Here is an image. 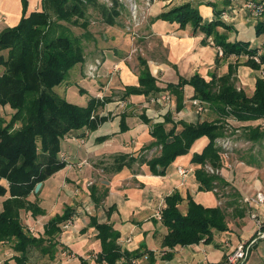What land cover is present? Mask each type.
<instances>
[{
  "label": "crops",
  "instance_id": "obj_1",
  "mask_svg": "<svg viewBox=\"0 0 264 264\" xmlns=\"http://www.w3.org/2000/svg\"><path fill=\"white\" fill-rule=\"evenodd\" d=\"M243 1L238 0L237 3ZM254 1L264 3V0ZM186 3L198 10L203 25L216 20L223 22L224 26L217 27L214 33L224 37L226 42L243 41L250 44L245 38L250 35L251 29L256 33V25L261 22L244 9L234 11L230 0H158L147 12L140 30L144 56L123 61L131 48V42L124 32L115 30L113 25H109L108 33L102 35L101 43L94 42V51L85 54L84 63L70 72L63 89L66 93L67 85L71 81L76 82L80 93L86 94L87 103L100 95L105 101L95 115L101 121L95 129H82L61 141L59 158L63 157L61 159L66 165L41 184L39 189L38 205L44 214L32 217L30 213L20 212L21 222L25 215L44 221L40 232L43 237L44 227L53 216L62 214L66 208L74 210L73 218L65 221L60 234L54 237L55 247L60 245L63 248L60 253L62 258L57 264H97L94 259L85 262L79 259L97 255L101 251L98 231L93 223L108 225L117 234L116 244L120 249L136 256L133 258L135 263L121 260L118 264H213L228 254L230 248L226 247L231 244L235 248L239 244L238 239L234 240L224 232L214 233L210 245L200 243L172 251L162 247L167 229L161 221L156 220L154 214L165 206L167 196L174 193L181 196L183 201L178 208L182 214L186 213L188 196L205 208H229L230 199L221 198L213 190H198L199 183L194 172L200 166L192 163L191 158L202 151L208 142L207 138L202 137L204 142H198L202 138L196 140L186 155L177 157L166 168L164 175L152 174L145 161H140L159 154L160 148L153 146L154 140L150 133L152 126L162 122L165 115H170L176 124V133L181 130V125L177 124L180 121L197 124L213 120L209 117L203 119V113L209 110L204 102L200 101L203 111L196 113L191 103L196 100L192 99L193 89L182 85V80H189L195 74L206 82L212 78L229 76L234 86L235 76L238 81L234 87L237 89V84L245 86L246 81L252 79V95L255 79L262 78L259 75V72L263 74L262 67L260 70L251 69L246 64L245 56L219 57L212 44L213 36L205 39L204 33L191 24L180 28L176 23L159 19L162 13ZM22 9V0H0V31L15 27L22 17ZM40 10V0H28L27 12ZM216 12H220V15ZM223 13L227 15L226 21L221 20ZM249 48L259 49V52L264 50V35L261 40L255 38ZM92 56L101 59L96 77L92 80L94 82L89 81L91 79L86 76L85 69ZM240 58L246 60L244 65L236 69L235 65L241 63ZM119 63L120 71L114 74L112 67ZM145 67L161 89L154 97L167 94V103L149 102L153 97L150 95L128 94L124 97L127 88L138 87L140 71ZM167 85L177 86L179 93L166 91ZM176 115H180L178 121L173 120ZM237 123L248 125L253 122ZM164 128L168 132L172 125L166 124ZM177 167L190 168L193 172L182 178L177 175ZM220 177L228 179L223 168ZM256 192L245 195L253 196ZM3 200L0 197V211ZM29 200L34 201L35 197L31 195ZM86 209L91 214L86 213ZM253 209L256 207H251ZM245 219L246 216H243L232 224L229 228L232 236H237L238 231L243 233L242 229L252 231L253 226L244 227ZM69 220L72 222L70 225ZM258 245L256 251L259 253L263 250V243ZM164 252L170 253V256L165 257Z\"/></svg>",
  "mask_w": 264,
  "mask_h": 264
},
{
  "label": "trees",
  "instance_id": "obj_2",
  "mask_svg": "<svg viewBox=\"0 0 264 264\" xmlns=\"http://www.w3.org/2000/svg\"><path fill=\"white\" fill-rule=\"evenodd\" d=\"M40 5V11L27 12L28 0H22L19 23L0 31V110L5 109L8 113V120L0 115V197L4 199L0 211V243L11 242L13 251L20 254L12 257L14 264H29L27 252L31 248L39 249L43 255L50 254L42 245L53 242L61 232V225L74 215V210L66 208L62 214L53 216L44 227L43 237L30 235L20 218L21 211L32 217L44 214L38 205L40 190L34 193L36 185L43 184L65 167V162L59 158L61 141L82 129H95L101 121L95 113L105 101L91 98L82 107L54 93V88L69 78L71 70L84 63L82 39L90 40L87 32L77 37L60 23L76 26L82 20L80 26L86 30L88 5L100 9L107 25L112 26L118 15L114 8L110 12L104 5H97L95 0L86 3L82 0H40ZM216 14L219 16L220 12ZM159 19L176 23L180 28L191 24L204 33L205 39L213 36V44L221 48L222 57L245 56L251 69L262 67L263 77L255 79L251 96L237 90L229 76L206 82L195 74L189 80H182V85L193 89L192 99L206 103L217 118L197 124L180 121L177 124L181 125V130L176 133V124L170 115H165L162 122L152 126L150 133L153 146L160 148L159 154L149 160H140L145 161L152 174L164 175L177 157L186 155L196 140L205 137L208 140L206 146L191 158L192 163L200 166L194 172L198 190L211 191L217 186L222 190L220 177L208 174L204 166L221 168L222 149L217 140L226 137L227 119L237 122L264 120V50L259 52V49H250L247 42L230 43L224 37L216 36L215 29L223 27L224 23L216 20L203 25L198 10L189 3L162 13ZM260 20L256 34H264V18ZM254 57L258 58V63ZM165 89L179 93L177 86L167 85ZM160 92L156 80L145 67L140 71L138 87L127 88L124 97L128 94L154 97ZM166 124L172 125L168 132L164 128ZM243 137L245 141L261 143L264 128L247 127ZM31 195L35 197L34 201L29 200ZM186 199L185 214L179 211L183 199L178 193L167 196L165 206L160 209L161 224L167 229L162 247L170 251L200 243L210 245L214 233L228 231L222 207L205 208L189 196ZM92 225L98 231L101 248L94 259L97 264H118L121 260L129 262L136 258L120 249L116 244L118 236L108 225ZM55 245L54 242L53 247ZM227 255L218 264H224ZM169 256L170 253L165 252V257ZM79 259L85 262L83 258Z\"/></svg>",
  "mask_w": 264,
  "mask_h": 264
},
{
  "label": "rangeland",
  "instance_id": "obj_3",
  "mask_svg": "<svg viewBox=\"0 0 264 264\" xmlns=\"http://www.w3.org/2000/svg\"><path fill=\"white\" fill-rule=\"evenodd\" d=\"M86 1L88 0H82L83 3H86ZM95 1L97 5L98 4L104 5L109 11L113 10L114 8L118 13V15L115 16L113 19L114 21L113 28L115 30H121L122 32H124L128 36L131 42V48L128 54L123 59V61H129L131 59L133 60L140 55L144 56V44H142V39L140 38L141 37L140 30L148 14L147 12L150 9L145 10L143 14L139 13L140 17L137 19V21L132 22L131 15L129 14L125 3H123L124 1L122 2L114 1V0L110 2H105L101 0H95ZM136 1L140 5V10H141L140 12H142L144 9V5L142 7V3H140L139 0ZM85 16L88 22V26L86 30L80 26V24L83 22L82 20H79L76 26L60 23L61 26L68 27L70 32L74 36L81 37L85 34V32L89 34L90 40L86 41V38L82 39L84 55L87 54L88 52L90 53L91 51H94V42L101 43L102 35L107 34L108 29L110 28V26L105 23L104 17L101 14L100 9H98L97 7L88 5L86 8ZM263 35L264 34H256L255 31L251 29L250 35L246 36L247 38L245 39L251 42L249 44V46H251V44L255 42V38L261 40L263 38ZM250 48H254V47H250ZM239 60L241 61V63H237L235 65L236 69L238 66L244 65L246 59L240 58ZM96 61L101 62V59L99 57L94 58L92 56L90 58V62L86 64L85 69H87V67L91 63L93 64ZM112 68L113 69L111 71L112 72L114 71V74L116 72H119L121 68V63L113 65ZM75 69L76 67H74L72 70ZM236 69H235V75L237 76L238 73L236 72ZM259 75L261 76L262 74H260L259 72ZM233 79H234L233 83L235 86V83H237L238 79L235 76L233 77ZM67 80L68 78L66 79V81ZM92 80L94 79H91L89 81L94 82ZM66 81L63 82L58 87L54 88L53 90L54 93L60 96L61 98L65 99L69 103L84 107L87 104L86 94L80 93L79 86L78 85L76 86V82L74 81H71L69 85H67V92L65 93L64 92L65 89L63 88L66 86L65 85V83H67ZM237 85H238L237 89L244 90L247 96L251 95L252 79H250V82L249 80H247L245 86L244 85L242 86L241 83ZM192 111L194 112V107ZM7 114L8 113L5 109L0 110V115L3 118H6L5 120H8ZM179 117L180 115L174 116L176 121H178ZM200 117L202 118L201 115ZM208 117L214 119L216 116L214 115L213 112H211V110H206L203 113V119ZM225 123L227 124L226 126L227 133H226V137L224 138L226 139L225 140L226 142L228 141L230 142L229 143L230 151L227 154H223L224 152L222 150L221 167L226 170L228 179L223 180L219 175L218 177H220L222 181L219 185L220 187H222L221 185H223V189L221 190L218 186L215 189L217 190V194H219L221 198L228 200L230 199L228 202L229 208L227 209L223 208L226 215L225 216L226 224L228 226L227 234L229 237H233L234 240L238 239L239 244L241 243L250 244L251 242H253L247 253L248 255L245 264H264V245H261L263 250H261L259 253L256 251V248L259 246L258 244L262 242V240L264 239V237L259 238L258 235V234L264 235V205L255 206L256 209L251 210V208H248V206L244 204L243 201L246 196H248L249 194L255 191H260L264 195V139L261 143H252L245 141L243 137L244 131L247 127L255 128L259 126L260 128H264V120H259L253 123H249L248 125H241L240 123H237L232 119H227ZM201 141L204 142L205 139L202 138L198 142ZM194 146L193 148H195ZM222 168H220L221 171ZM253 196H249V197H253ZM251 213L255 214L259 222H261L260 227H258L257 224L251 219V215H250ZM243 216H246L244 227L253 226L252 231L250 232L248 231V229H245V231H243L242 229V231L241 230L240 231L243 233H240L238 231L237 236L236 235L232 236L233 233L232 231L229 230V228H231L232 224H234V222H237V220ZM22 222L26 224L24 226L30 235L35 237L41 236L40 232H42V225L44 222L41 220V218L37 220L35 218L32 219L31 216L29 217L25 215L23 216ZM229 233H231V235H229ZM229 237H225V238H229ZM55 241L56 240L54 239L53 242L51 241L45 242L42 245L43 247L49 249L48 251H50V254L43 255L40 253L41 251L39 249H35V248L29 249V251L27 252L29 264H57L58 262H60L62 258L60 253L63 252V248L60 247V245L58 247L55 246L53 247ZM228 242L229 244L231 243V241ZM222 244L223 245L225 244L224 240L222 241ZM12 245L13 244L11 242L7 243L6 241L0 243V264H14L12 257L20 255L19 253H15L13 251ZM237 246H235L234 248L233 245L231 246L230 244L229 247H226V248H230V250H228V254H230L233 250H235ZM50 247L52 248L50 249Z\"/></svg>",
  "mask_w": 264,
  "mask_h": 264
},
{
  "label": "built area",
  "instance_id": "obj_4",
  "mask_svg": "<svg viewBox=\"0 0 264 264\" xmlns=\"http://www.w3.org/2000/svg\"><path fill=\"white\" fill-rule=\"evenodd\" d=\"M101 1L110 2L113 0H101ZM114 1H119V2L124 1L123 3H125L128 12L131 15L132 22L137 21V19L140 17L139 13L143 14L145 10H147V9L149 10L151 8V6L155 2H157V0H139V2L142 3V7L144 5L143 11L140 12L141 11L140 5L137 3L136 0H114ZM237 2H238V0H230V3L232 4L234 11H236L237 9H244V10H246L247 13H249L250 16H252L254 18H257V19L264 18V3L263 2H258V1H254V0H244L241 4L240 3L238 4ZM221 20L222 21L227 20V15L225 13H223L221 15ZM215 49H216L217 55L222 57L221 48L215 46ZM253 59L257 63L259 62L257 57H254ZM99 65H100L99 62H97V61L93 64L91 63L87 67L86 76L88 78L94 79L96 77V72H97V68ZM262 77H263V74H262ZM96 98L102 100V97L100 95H96ZM168 101H169V96L167 94H163L157 98L152 97L149 102H152V103H163V102H165V103H167ZM191 103L195 107L196 113L199 114L203 111V107H202V104L200 101L193 100V101H191ZM91 118H93V117H91ZM173 120L176 121L174 117H173ZM225 140H226L225 138L217 140V145L220 146V148L223 150V152H224L223 154H227L230 151V145H229L230 142L229 141L226 142ZM204 169L208 174H211V175H216V176L220 175L221 176V174H222V171L220 169L219 170L213 169L209 165H205ZM176 172H177L178 176H180L182 178H186V176L188 174L193 172V169L184 168V167H177ZM213 192L217 193V190L213 189ZM243 201H244V204H246L248 206V208H251L253 206H262V205H264V195L260 191H257L253 197H245ZM84 211L86 213L91 214V212H89L88 209H86ZM250 215H251V219L257 224L258 227H260L261 222H259V220L257 219V216L255 214H252V213ZM154 217L156 218V220L161 221L160 210H157L155 212ZM71 223H72L71 220H69V225ZM258 235H259V238L264 237V235H262V234H258ZM252 243L253 242H251L250 244H245V243L238 244L236 249L227 255L224 264H245V262L247 260V255H248L247 253H248L249 248H250ZM96 257H97L96 255H90V256L85 257L84 260L96 259ZM131 262L135 263V261L133 259H131ZM197 264H201V263H197ZM213 264H218V263H213Z\"/></svg>",
  "mask_w": 264,
  "mask_h": 264
},
{
  "label": "water",
  "instance_id": "obj_5",
  "mask_svg": "<svg viewBox=\"0 0 264 264\" xmlns=\"http://www.w3.org/2000/svg\"><path fill=\"white\" fill-rule=\"evenodd\" d=\"M41 187V183H38L34 189V193H37Z\"/></svg>",
  "mask_w": 264,
  "mask_h": 264
}]
</instances>
